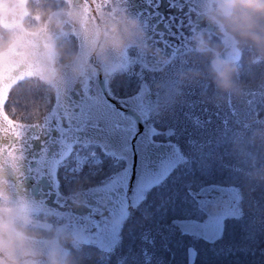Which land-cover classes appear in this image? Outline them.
Segmentation results:
<instances>
[{
  "label": "rangeland",
  "instance_id": "rangeland-1",
  "mask_svg": "<svg viewBox=\"0 0 264 264\" xmlns=\"http://www.w3.org/2000/svg\"><path fill=\"white\" fill-rule=\"evenodd\" d=\"M241 3L218 0L213 4L222 35L210 39V51L178 55L158 68L149 64L144 45L139 49L110 45L109 28L99 29L97 41L104 44L98 58L102 61L104 55V72L120 95L129 93L121 102L140 115L143 126L141 135L136 132L137 139L132 136L136 145L128 152L132 161L111 183L117 195L131 185L130 194L119 195L108 210L87 208L74 216L57 205L14 201L0 194V264H210L213 251L225 255L235 250L231 232L242 234L249 224L243 216L254 218L258 206L264 212V79L255 84L258 74H245L256 65L260 72L264 70V40L257 35L259 39L249 42L242 33L229 34L231 21L238 25L246 21L236 20L238 14L235 17ZM96 33L89 35L91 45ZM225 46L228 51L222 59ZM98 66L81 63L78 69L95 82ZM243 66L244 79L239 80L236 75ZM121 71L127 79L124 93L110 78ZM114 111L110 120L104 114L98 123L119 136L127 133L125 129L132 134L138 130L134 118ZM152 142L156 147L164 145L157 161L145 158ZM94 150H88V167L100 171L104 165L102 159L93 160ZM136 156L139 160L134 162ZM122 164L117 157L116 169ZM186 167L194 184L181 187V197L163 210L166 216L157 220L158 212L152 211L155 222L148 209L152 200L144 203L148 185L173 168L181 173ZM222 168L226 175L215 176ZM131 170L136 177L129 184L126 177ZM176 183L170 179L167 189L176 191ZM139 204L143 222L138 220L142 225L132 230L131 206ZM222 223L227 225L228 234L223 235L227 242L217 239Z\"/></svg>",
  "mask_w": 264,
  "mask_h": 264
},
{
  "label": "flooded vegetation",
  "instance_id": "flooded-vegetation-1",
  "mask_svg": "<svg viewBox=\"0 0 264 264\" xmlns=\"http://www.w3.org/2000/svg\"><path fill=\"white\" fill-rule=\"evenodd\" d=\"M217 1L0 0V194L57 205L73 216L87 208L108 210L119 195L128 196L131 185L117 195L111 183L132 161V136L141 135L143 126L119 136L98 123L104 114L110 120L115 109L134 118L121 102L129 93L120 95L110 84L104 55L98 58L104 44L97 41L99 29L109 28L110 45H144L149 64L158 68L172 57L210 50V39L222 35L212 13ZM95 33L94 46L89 35ZM94 62L100 65L95 82L78 69ZM122 73L110 78L124 93ZM154 145L145 158L157 161L164 145ZM90 147L93 160L102 159L100 171L88 167ZM117 157L123 160L118 170ZM135 174L128 171L129 184Z\"/></svg>",
  "mask_w": 264,
  "mask_h": 264
},
{
  "label": "trees",
  "instance_id": "trees-1",
  "mask_svg": "<svg viewBox=\"0 0 264 264\" xmlns=\"http://www.w3.org/2000/svg\"><path fill=\"white\" fill-rule=\"evenodd\" d=\"M240 12L244 15L240 16ZM237 14L239 15V17H236ZM235 17L236 20L241 17L246 18L245 21L246 23L243 21L242 22L243 24L240 23L241 25H238L236 24V22L231 21L233 23L230 25L231 23L230 22L228 25L230 35L242 33L243 35L248 37L249 42H252L254 40L253 36L257 37V35H260L261 38L264 40V25H263L264 3H252V4L245 3V5L241 3L240 10L238 11V6H237V10H235ZM234 45H237V43L235 42ZM200 51L205 52V50L202 49ZM240 65L242 66V64ZM256 66L253 67L254 70L252 72L246 71L245 74H249L252 77L254 76V74H258L257 76H255V78H253L254 81L252 83L256 84L257 81L258 82L257 84H261L263 82L262 80L264 79V70L260 72L258 69H256ZM244 69L245 66L241 68L242 72H239L236 75V77L239 80L244 79L242 77V75H244V71L246 70ZM215 162L218 163L217 161ZM176 169L177 168H173L162 180L158 182L156 181L148 185V190L146 191V195L144 196L146 198L144 203L146 204L147 202H150V200H152V203H150L151 206L148 207V209L151 210V212L155 211L156 212L155 214H157L158 212V214L156 215L157 220H158L157 216L159 217L166 216L167 212L164 211L168 210L172 205H174L173 203L176 202L179 197H181L182 195L181 187L183 188V186L186 183L194 184V181L190 177V174H192V172L190 173L189 170H187V167L186 169L183 168L185 171L181 173L175 171ZM218 169H219V165H218ZM218 169L215 173V176L216 174H219L220 177L226 175L227 172L225 171V168L221 169V173ZM170 179L172 180L175 179V181L177 182L176 191H174V188H172L171 186L167 189V185L168 182H170ZM255 184L257 186V180L255 181ZM171 185L174 186L173 183ZM156 190L157 191L160 190V192L155 193ZM141 208H143V206H141ZM130 212L132 213L133 216V222L136 223V224H134L133 222L131 223L133 227L132 230L134 229L137 230L140 227V225H142L141 222H143L142 216L140 214L141 213L140 204L137 205L136 208L131 206ZM152 216L155 219L153 212H152ZM243 217L248 218L247 223L249 224L248 226L243 228L242 234H235L236 231L231 232L234 236V242L236 243L235 250L227 254L223 253L225 255H220L222 253H216L215 251H213L209 255V259L214 262L210 264H264V212L261 211L258 206L255 211L254 218H250L247 215H244ZM138 220L141 222H139ZM225 234H228L227 225L222 223V228L218 234L217 239L227 242V240H225V237L223 236ZM224 242H222L223 245H225ZM206 252L207 251H205V253ZM129 253H127L126 255L127 258Z\"/></svg>",
  "mask_w": 264,
  "mask_h": 264
},
{
  "label": "water",
  "instance_id": "water-1",
  "mask_svg": "<svg viewBox=\"0 0 264 264\" xmlns=\"http://www.w3.org/2000/svg\"><path fill=\"white\" fill-rule=\"evenodd\" d=\"M126 112L128 114H130L131 116H133L136 119V121H137V123L139 125L141 124V118H140V116L133 109L129 108V109L126 110Z\"/></svg>",
  "mask_w": 264,
  "mask_h": 264
},
{
  "label": "clouds",
  "instance_id": "clouds-1",
  "mask_svg": "<svg viewBox=\"0 0 264 264\" xmlns=\"http://www.w3.org/2000/svg\"><path fill=\"white\" fill-rule=\"evenodd\" d=\"M240 2L242 3H246V4H252V3H264V0H240ZM254 39H259L256 36H253Z\"/></svg>",
  "mask_w": 264,
  "mask_h": 264
},
{
  "label": "bare ground",
  "instance_id": "bare-ground-1",
  "mask_svg": "<svg viewBox=\"0 0 264 264\" xmlns=\"http://www.w3.org/2000/svg\"><path fill=\"white\" fill-rule=\"evenodd\" d=\"M137 113V112H136ZM138 114V113H137ZM139 115V114H138ZM140 116V115H139Z\"/></svg>",
  "mask_w": 264,
  "mask_h": 264
}]
</instances>
